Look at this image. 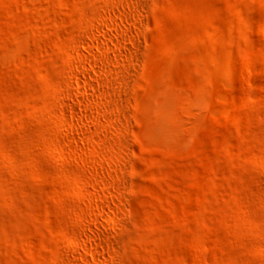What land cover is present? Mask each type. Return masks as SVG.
<instances>
[{
  "label": "rangeland",
  "instance_id": "rangeland-1",
  "mask_svg": "<svg viewBox=\"0 0 264 264\" xmlns=\"http://www.w3.org/2000/svg\"><path fill=\"white\" fill-rule=\"evenodd\" d=\"M0 264H264V0H0Z\"/></svg>",
  "mask_w": 264,
  "mask_h": 264
}]
</instances>
